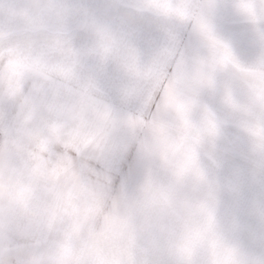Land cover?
<instances>
[{
	"label": "snow or ice",
	"instance_id": "1",
	"mask_svg": "<svg viewBox=\"0 0 264 264\" xmlns=\"http://www.w3.org/2000/svg\"><path fill=\"white\" fill-rule=\"evenodd\" d=\"M0 264H264V0H0Z\"/></svg>",
	"mask_w": 264,
	"mask_h": 264
}]
</instances>
